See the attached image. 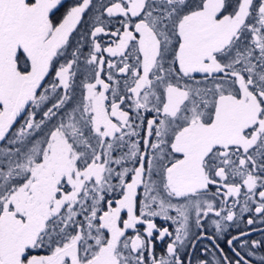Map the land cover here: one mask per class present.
<instances>
[{
    "label": "snow or ice",
    "instance_id": "6c2138e0",
    "mask_svg": "<svg viewBox=\"0 0 264 264\" xmlns=\"http://www.w3.org/2000/svg\"><path fill=\"white\" fill-rule=\"evenodd\" d=\"M252 212L264 0H0V264H264Z\"/></svg>",
    "mask_w": 264,
    "mask_h": 264
},
{
    "label": "trees",
    "instance_id": "16d2710c",
    "mask_svg": "<svg viewBox=\"0 0 264 264\" xmlns=\"http://www.w3.org/2000/svg\"><path fill=\"white\" fill-rule=\"evenodd\" d=\"M251 215V214H250ZM249 215H245L242 217L241 220H239L238 222H234L232 223L226 231L223 232L222 234V238H219L217 236H215L212 232L207 231L208 235L213 236L216 241L220 244V246L224 249L225 253L228 254L229 257H233V253L229 250L228 246H227V239L231 238V236L238 234V232L240 231H248L249 232V236L247 237L248 243L249 245L251 244L252 240H264V224H255V225H248L247 224V219H248ZM196 235H198V233H196L192 238L195 239ZM202 245H205L209 248H212V244L209 242V240L207 239H202L200 241L197 242L195 249L193 250L196 254V257L198 258H204L207 254L205 252H203ZM237 248H239V244H237ZM257 253H259V255H264V248L258 249L256 250ZM250 261H254L251 260L250 257H247ZM252 263H256L258 264V261H254ZM195 264V262H194Z\"/></svg>",
    "mask_w": 264,
    "mask_h": 264
},
{
    "label": "rangeland",
    "instance_id": "374dc122",
    "mask_svg": "<svg viewBox=\"0 0 264 264\" xmlns=\"http://www.w3.org/2000/svg\"><path fill=\"white\" fill-rule=\"evenodd\" d=\"M145 115H148L147 113L145 114ZM143 134V133H142ZM236 211L239 213V208H237L236 209ZM249 215L250 216V214L251 215H254V212H252V213H244L243 215H238V217H237V220L235 221V222H238L239 220H241L242 219V217L243 216H245V215ZM218 219V218H217ZM257 219V222L256 223H254L253 225H255V224H258V223H260V224H264V222H261V220H260V218L259 217H257L256 218ZM158 223H162L161 221H157ZM232 223H230L229 224V226L231 225ZM228 226V227H229ZM227 227V228H228ZM227 228H226V230H227ZM263 228H264V226H263ZM205 229H206V231H209V232H212L215 236H217V237H219V238H222V234H219V235H217L216 234V231H215V228L211 225V222H210V219L209 220H207V222H205ZM225 230V231H226ZM192 233H193V236L196 234V233H198V230L193 226V228H192ZM192 236V237H193ZM206 246L205 245H202V248H205ZM257 252V251H256ZM207 255V258L208 259H211L212 258V256L210 255V254H208V253H206ZM257 256H259V253H257ZM251 258V260H254V261H257V260H255L254 258H252V257H250ZM254 261H251V264H256V263H252V262H254Z\"/></svg>",
    "mask_w": 264,
    "mask_h": 264
},
{
    "label": "water",
    "instance_id": "95a60500",
    "mask_svg": "<svg viewBox=\"0 0 264 264\" xmlns=\"http://www.w3.org/2000/svg\"><path fill=\"white\" fill-rule=\"evenodd\" d=\"M200 240H202V239H200ZM200 240H197V241H196V244H197V242H198V241H200ZM207 240H208V239H207ZM209 242L211 243V241H210V240H209ZM211 244H212V243H211ZM193 250H194V249H193Z\"/></svg>",
    "mask_w": 264,
    "mask_h": 264
}]
</instances>
